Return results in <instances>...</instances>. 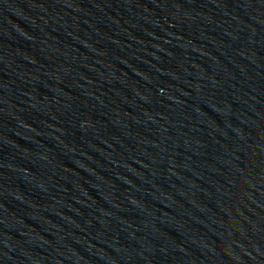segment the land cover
<instances>
[{"label": "water", "instance_id": "water-1", "mask_svg": "<svg viewBox=\"0 0 264 264\" xmlns=\"http://www.w3.org/2000/svg\"><path fill=\"white\" fill-rule=\"evenodd\" d=\"M205 264H264V176Z\"/></svg>", "mask_w": 264, "mask_h": 264}]
</instances>
